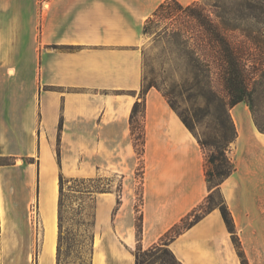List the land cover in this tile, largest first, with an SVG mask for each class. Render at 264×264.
<instances>
[{
	"label": "crops",
	"instance_id": "obj_1",
	"mask_svg": "<svg viewBox=\"0 0 264 264\" xmlns=\"http://www.w3.org/2000/svg\"><path fill=\"white\" fill-rule=\"evenodd\" d=\"M162 1L0 0V156L21 157L0 165V264H57L60 174L121 185L93 193L90 264H135L137 245L160 241L208 194L196 137L149 88L137 240L129 117L143 81L142 27ZM230 113L236 169L220 190L248 262L264 263L255 228L264 222V133L245 102ZM168 247L181 264H241L217 208Z\"/></svg>",
	"mask_w": 264,
	"mask_h": 264
},
{
	"label": "trees",
	"instance_id": "obj_2",
	"mask_svg": "<svg viewBox=\"0 0 264 264\" xmlns=\"http://www.w3.org/2000/svg\"><path fill=\"white\" fill-rule=\"evenodd\" d=\"M173 14L175 17H172ZM219 17V22L214 21L199 2H192L184 6L177 0H164L152 12V16L146 18L143 24L142 33L144 34L153 27L157 28L163 20L171 18L161 30L162 37L170 39L175 45L177 59L182 61L187 74L192 76L191 79H183V85L208 87V90L204 91L207 94L204 111L218 120V128L215 134L202 140L195 134L192 121L179 114V118L196 137L203 150L204 173L209 192L196 207L165 232L160 241L145 249L137 245L135 264H141L140 256L142 254L150 259L152 264H168L162 253L170 255L178 264H181L168 247L170 240L215 208L220 211L226 228L230 232L241 264H248L237 235L232 213L220 190L223 180L236 169V165L229 155L231 144L237 137V130L230 109L236 103L245 102L249 106L254 125L258 131L264 133V124L259 119V110L255 104V89L252 87L254 76L247 69V59L242 55L244 46L235 44L228 37L227 31L236 27L230 28L224 17L222 15ZM159 34L160 32L157 35ZM214 74L222 87L221 91L214 88ZM151 86V84L145 87L143 84L141 85L138 98L133 104L129 117L133 145L141 160L144 151L145 95ZM163 96L166 97V94ZM192 96L195 98V94L191 93ZM168 103L174 109L173 103ZM138 129L139 132H137ZM2 158L8 160L0 162V165L13 164L11 159H15L13 156H0V159ZM75 180L77 178H68L62 174L58 178L57 264L59 245L62 239L61 213L64 184ZM104 190L99 188L96 191ZM216 196L219 201L215 200ZM141 229V214H139L136 218L138 241L141 236Z\"/></svg>",
	"mask_w": 264,
	"mask_h": 264
},
{
	"label": "rangeland",
	"instance_id": "obj_3",
	"mask_svg": "<svg viewBox=\"0 0 264 264\" xmlns=\"http://www.w3.org/2000/svg\"><path fill=\"white\" fill-rule=\"evenodd\" d=\"M194 2H199L214 21L219 22V15H222L230 28L236 27L227 31L228 37L235 44L244 46L242 55L247 59V69L254 76L252 87L255 89V104L259 110V119L264 124V0H196ZM170 20L171 18L163 20L157 28L153 27L148 33L143 34L140 44L143 68L142 84L144 87L151 84L150 88H155L162 95L166 94L164 98L167 103H173L174 109L171 107L173 111L178 116L181 114L189 118L192 121L195 134L204 140L216 133L218 120L204 111V103L207 99V94L204 91L208 90V87L189 86L182 83L183 79H191L192 76L187 74L182 61L177 59L175 45L170 39L163 38L161 33L164 24ZM159 32L160 34L157 35ZM213 85L216 90H222L215 74ZM191 93L195 94V98L191 97ZM136 155L135 210L137 211L142 202L143 161L137 152ZM20 158L16 157V159ZM16 159H11L13 164L21 162ZM7 160V158H2L0 162ZM108 178L77 179L64 184L61 213L62 239L59 245L58 264H90L93 193L99 188L121 189L119 183L111 184L108 182ZM215 200L219 201V198L216 196ZM34 203L33 200L32 206L27 211V223L31 227H34V223L38 225V221L35 222L33 216L36 215ZM138 215L137 211L136 218ZM255 228L259 231L264 230V222L256 224ZM36 235L38 234L36 233ZM237 235L239 237L238 233ZM241 247L247 257L242 243ZM162 254L168 264H178L170 255ZM261 254H263V249L261 252L259 249L253 251V255L262 256ZM140 261L141 264H152V261L143 254L140 256ZM248 264L250 263L248 262Z\"/></svg>",
	"mask_w": 264,
	"mask_h": 264
},
{
	"label": "built area",
	"instance_id": "obj_4",
	"mask_svg": "<svg viewBox=\"0 0 264 264\" xmlns=\"http://www.w3.org/2000/svg\"><path fill=\"white\" fill-rule=\"evenodd\" d=\"M35 222H36V218H35Z\"/></svg>",
	"mask_w": 264,
	"mask_h": 264
}]
</instances>
